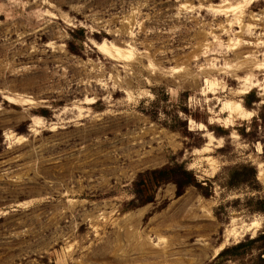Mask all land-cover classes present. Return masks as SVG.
<instances>
[{"label": "rangeland", "instance_id": "374dc122", "mask_svg": "<svg viewBox=\"0 0 264 264\" xmlns=\"http://www.w3.org/2000/svg\"><path fill=\"white\" fill-rule=\"evenodd\" d=\"M172 162L256 182L164 183L128 209L137 174ZM254 196L264 0H0V264H264L214 260L264 230Z\"/></svg>", "mask_w": 264, "mask_h": 264}, {"label": "trees", "instance_id": "16d2710c", "mask_svg": "<svg viewBox=\"0 0 264 264\" xmlns=\"http://www.w3.org/2000/svg\"><path fill=\"white\" fill-rule=\"evenodd\" d=\"M250 99L245 103L248 106ZM222 131H224L222 129ZM218 135L224 134L216 133ZM214 181L222 188L232 189L241 184L254 185L256 169L251 165H235L224 168L213 179L199 180L193 170L188 169L185 163L172 162L159 168L139 172L132 183L133 198L128 202V209L152 202L157 189L164 183L175 186V196H181L189 186L195 187L204 196H209L213 190ZM248 205L254 211L264 213V196H254L248 200ZM256 250L259 258L264 255V230L256 236L247 238L236 244L223 248L214 260L231 258L245 252ZM219 264V263H216Z\"/></svg>", "mask_w": 264, "mask_h": 264}]
</instances>
